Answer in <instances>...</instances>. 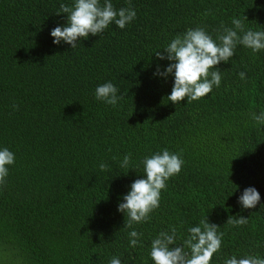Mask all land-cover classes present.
<instances>
[{"label": "trees", "instance_id": "obj_1", "mask_svg": "<svg viewBox=\"0 0 264 264\" xmlns=\"http://www.w3.org/2000/svg\"><path fill=\"white\" fill-rule=\"evenodd\" d=\"M74 2L0 0V150L15 156L0 185V264H154L160 232L174 227L183 245L201 220L223 233L211 264L264 259V126L252 119L264 111V50L253 55L238 44L216 66L220 86L190 103L168 101L173 74L154 75L172 63L154 53L188 29L203 28L218 44L233 19L264 31V0H111L135 19L72 49L50 33L67 25L60 5ZM108 82L123 95L116 106L95 98ZM164 149L183 160L181 170L150 219L128 228L118 205L144 178L143 160ZM248 187L260 202L243 209L238 198ZM239 216L248 223H227ZM132 230L142 233L135 248Z\"/></svg>", "mask_w": 264, "mask_h": 264}, {"label": "clouds", "instance_id": "obj_2", "mask_svg": "<svg viewBox=\"0 0 264 264\" xmlns=\"http://www.w3.org/2000/svg\"><path fill=\"white\" fill-rule=\"evenodd\" d=\"M67 14V25L57 26L51 30L53 43L59 45L62 41L76 48L78 40L87 39L89 34L101 35L111 23L120 29L136 17L132 8L113 7L111 0H75L69 7L60 5L56 13ZM233 28H224L223 34L217 39L219 44L206 33L203 28L188 29L183 35H177L170 44L163 48V52L154 54L160 60L171 61L161 72L159 67L154 75L167 78L174 75V85L168 101L177 104L187 98V102L199 100L209 94L213 87H219L221 72L216 67L220 62H228L235 54L237 45L251 49L253 55L264 50V31L244 30L241 20H232ZM242 32L243 35H238ZM217 69L210 72V69ZM245 79V73H239ZM119 89L111 82L99 85L95 90V98L108 105L116 106L123 95L118 96ZM252 119L257 125L264 126V111L252 113ZM131 154L125 155L120 163L121 168L130 164ZM15 161L14 153L9 149L0 150V185L4 184L8 176V167ZM144 178L137 179L131 184V190L123 197L118 205V211L126 216V226L146 222L150 214L160 204L161 190L166 187V181L173 175L179 174L183 160L177 154L167 149L153 154L143 160ZM101 171L108 170V165L101 163ZM260 202V194L254 187L246 188L238 198L243 209H252ZM228 224L239 227L248 223V218L239 216L238 219H228ZM218 226L210 224L208 220H201L199 225L188 228V236L183 245H177V232L173 227L169 232H160L151 242L150 257L154 264H211L212 257L221 249L223 233L217 232ZM129 244L137 247L142 233L135 230L129 232ZM185 248L188 249L185 251ZM110 264H121L119 258L113 257ZM224 264H264V259L257 256L237 258L233 255Z\"/></svg>", "mask_w": 264, "mask_h": 264}]
</instances>
